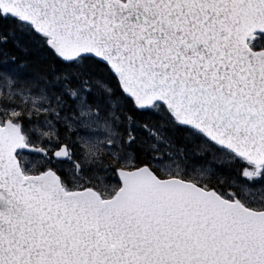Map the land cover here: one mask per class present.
<instances>
[{
  "label": "snow or ice",
  "instance_id": "6c2138e0",
  "mask_svg": "<svg viewBox=\"0 0 264 264\" xmlns=\"http://www.w3.org/2000/svg\"><path fill=\"white\" fill-rule=\"evenodd\" d=\"M0 264H264V0H0Z\"/></svg>",
  "mask_w": 264,
  "mask_h": 264
}]
</instances>
